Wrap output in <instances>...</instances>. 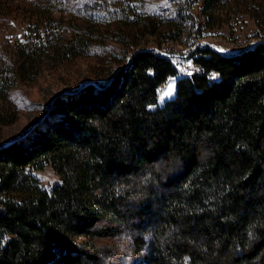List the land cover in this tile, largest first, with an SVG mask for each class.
Returning <instances> with one entry per match:
<instances>
[{
    "label": "trees",
    "instance_id": "obj_1",
    "mask_svg": "<svg viewBox=\"0 0 264 264\" xmlns=\"http://www.w3.org/2000/svg\"><path fill=\"white\" fill-rule=\"evenodd\" d=\"M237 1L223 3L264 29V0ZM65 13L60 0H0V17L28 25L23 42L0 44V128L17 119L15 89L97 41ZM134 24L156 35V23ZM192 58L197 70L162 107L177 69L165 52L133 49L106 81L57 95L0 142V264H264V37ZM46 166L61 178L50 191L31 173ZM113 239L125 253L98 245Z\"/></svg>",
    "mask_w": 264,
    "mask_h": 264
},
{
    "label": "rangeland",
    "instance_id": "obj_2",
    "mask_svg": "<svg viewBox=\"0 0 264 264\" xmlns=\"http://www.w3.org/2000/svg\"><path fill=\"white\" fill-rule=\"evenodd\" d=\"M35 0H12L15 5H30ZM67 19H83L94 25L98 33L86 57L67 61L42 71L27 86H19L12 93L18 116L12 125L0 128V142L29 130L43 116L49 104L59 94L71 93L87 83L106 81L119 62L125 61L133 49L147 48L170 55L177 75L159 88L157 107L175 97L178 80L197 70L192 56L198 49L213 48L225 55L239 54L264 37V29L243 13L242 7L226 5L225 0H60ZM240 0L239 2H241ZM224 2V3H223ZM237 1V4H239ZM142 19L157 24L155 36L142 35ZM6 21L0 17L1 42H23L28 25L22 19ZM183 31L177 39L168 34ZM137 47V48H136ZM171 85L172 94L161 100ZM40 187L50 191L61 183L51 166L31 171ZM125 253L121 239L100 242Z\"/></svg>",
    "mask_w": 264,
    "mask_h": 264
},
{
    "label": "snow or ice",
    "instance_id": "obj_3",
    "mask_svg": "<svg viewBox=\"0 0 264 264\" xmlns=\"http://www.w3.org/2000/svg\"><path fill=\"white\" fill-rule=\"evenodd\" d=\"M188 74L191 75L190 72H189ZM171 94H172V91H171V85H169V89H168V91H166V92H164V93L162 94V96H161V100H163L165 97L170 96Z\"/></svg>",
    "mask_w": 264,
    "mask_h": 264
}]
</instances>
